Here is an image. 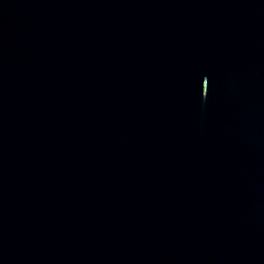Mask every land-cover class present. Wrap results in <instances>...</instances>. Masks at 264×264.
Returning <instances> with one entry per match:
<instances>
[{"label": "water", "instance_id": "water-1", "mask_svg": "<svg viewBox=\"0 0 264 264\" xmlns=\"http://www.w3.org/2000/svg\"><path fill=\"white\" fill-rule=\"evenodd\" d=\"M0 264H264V0H0Z\"/></svg>", "mask_w": 264, "mask_h": 264}]
</instances>
